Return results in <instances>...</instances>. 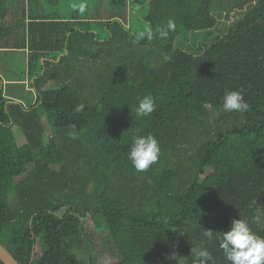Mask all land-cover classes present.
Returning <instances> with one entry per match:
<instances>
[{
	"label": "trees",
	"instance_id": "trees-1",
	"mask_svg": "<svg viewBox=\"0 0 264 264\" xmlns=\"http://www.w3.org/2000/svg\"><path fill=\"white\" fill-rule=\"evenodd\" d=\"M46 2L59 3L27 1L12 49L1 48V65L22 52L17 83L31 95L11 102L0 75V244L17 263L101 264L85 219L114 264H197L202 249L208 264H230L215 236L239 217L264 237V0ZM170 18L167 39H136ZM233 90L245 111L223 109ZM145 96L156 108L139 117ZM149 133L161 153L138 172L128 153Z\"/></svg>",
	"mask_w": 264,
	"mask_h": 264
},
{
	"label": "clouds",
	"instance_id": "clouds-1",
	"mask_svg": "<svg viewBox=\"0 0 264 264\" xmlns=\"http://www.w3.org/2000/svg\"><path fill=\"white\" fill-rule=\"evenodd\" d=\"M86 5H79V11L85 12ZM177 24L173 19H168L164 25H158L153 29L149 24L136 34L137 40L154 38L167 39L170 32H174ZM222 107L226 111L242 112L248 107L239 91L233 90L225 93ZM83 104L76 106V111H82ZM155 101L151 96H145L138 102L136 115L145 117L155 111ZM75 135V133H70ZM161 148L157 138L151 133L135 136L132 140L128 159L138 172L146 171L151 165L157 163ZM207 237L213 236V231H205ZM215 238L219 241V249L222 250L226 260L230 264H264V237L256 235L249 226L247 219H233L230 229L216 232ZM197 264H208L210 253L202 249L198 253Z\"/></svg>",
	"mask_w": 264,
	"mask_h": 264
},
{
	"label": "rangeland",
	"instance_id": "rangeland-1",
	"mask_svg": "<svg viewBox=\"0 0 264 264\" xmlns=\"http://www.w3.org/2000/svg\"><path fill=\"white\" fill-rule=\"evenodd\" d=\"M229 4V3H228ZM241 11L239 10H233L230 13L227 12H222L218 17H217V26L215 27V30H212V32L208 33L210 34L209 37H206L204 41L202 40H198L197 45L198 46H203L204 47H208L209 44L213 41V39L215 37L221 36L222 34H219L220 32H222L223 30L227 29L229 26H231L241 15ZM217 30H219L220 32H218ZM214 32V33H213ZM215 36V37H214ZM190 36L186 37V40L188 41L187 43H185V46H188L191 44L190 42ZM178 46V44H177ZM184 49H188L187 47H185ZM20 54L17 55L18 58L16 59H12L7 63H4L3 65L0 64V75L3 77L4 79V88L5 91L9 93V97L11 102H15L17 103L19 100L23 99L22 96L24 97V101L23 103L26 104L27 100L30 99L31 95L30 92L28 91V88L26 85L24 84H18L17 79L19 78L18 75V71L19 68L22 67L20 64V61L22 58V52H19ZM3 67L6 69H9L10 73H3ZM18 70V71H17ZM11 75L13 80H8L7 78ZM22 75V74H21ZM23 83V81L21 82ZM44 124V129H45V138H48L50 136V132H49V128L48 125ZM15 136L17 138V142L19 144L23 143V139L21 138V134L19 133V130L16 127H13ZM83 226L85 228V230L89 233H91V238H89L92 248H93V252L94 254L97 256L99 262L101 264H114V262L116 261V255L113 251V249L109 246L108 243H106V241H104V233L101 231H97L94 229L92 222L89 219H85L83 222Z\"/></svg>",
	"mask_w": 264,
	"mask_h": 264
},
{
	"label": "crops",
	"instance_id": "crops-1",
	"mask_svg": "<svg viewBox=\"0 0 264 264\" xmlns=\"http://www.w3.org/2000/svg\"><path fill=\"white\" fill-rule=\"evenodd\" d=\"M3 1L4 3H2ZM27 1L28 0H0V58H1V48H4L2 45L5 46V52L7 51L6 48L9 47L12 49L13 41L17 39V33H18V18L19 16L23 15V12L28 15L27 12ZM41 1V0H40ZM75 0H58V4H47V8L50 9V6L54 8H69L74 5ZM64 2L66 4H64ZM56 5V6H55ZM2 6H5L4 11H2ZM69 9L66 11L67 14H69ZM2 13H4V17H2ZM24 14V15H25ZM22 18V17H21ZM3 27V29L1 28ZM7 28H9L8 36L5 34V31H7ZM14 33V36H13ZM3 36L6 37V40L3 39ZM5 42V43H4ZM15 53L17 52L16 49H14Z\"/></svg>",
	"mask_w": 264,
	"mask_h": 264
},
{
	"label": "water",
	"instance_id": "water-1",
	"mask_svg": "<svg viewBox=\"0 0 264 264\" xmlns=\"http://www.w3.org/2000/svg\"><path fill=\"white\" fill-rule=\"evenodd\" d=\"M0 261L3 264H18L11 254L0 244Z\"/></svg>",
	"mask_w": 264,
	"mask_h": 264
}]
</instances>
